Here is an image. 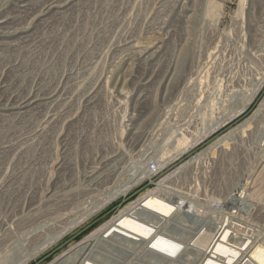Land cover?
<instances>
[{
    "label": "rangeland",
    "instance_id": "374dc122",
    "mask_svg": "<svg viewBox=\"0 0 264 264\" xmlns=\"http://www.w3.org/2000/svg\"><path fill=\"white\" fill-rule=\"evenodd\" d=\"M19 4L0 0V264L63 260L152 192L264 214V0Z\"/></svg>",
    "mask_w": 264,
    "mask_h": 264
},
{
    "label": "bare ground",
    "instance_id": "6f19581e",
    "mask_svg": "<svg viewBox=\"0 0 264 264\" xmlns=\"http://www.w3.org/2000/svg\"><path fill=\"white\" fill-rule=\"evenodd\" d=\"M31 1L19 0V8L29 10ZM53 7L46 6L43 13ZM43 13L35 11L32 16L38 17ZM6 20L0 16V24ZM34 102L36 99L27 98L17 106L23 108ZM247 104L246 101L244 105ZM150 172L148 170L135 180H128L125 189L134 187ZM237 193H240L238 187L232 198L242 200ZM225 206L227 208L228 203ZM172 211L189 217L194 223L192 227L200 225L199 229L193 233L172 226L166 228ZM226 215L218 220H202L197 217L196 208L187 201L164 199L159 193L152 192L123 210L114 221L108 222L101 236L90 238L72 250L68 257L64 256L65 259L55 258L50 264H264V227L260 225L264 214L253 212L243 216L230 211ZM199 230L200 235L196 234ZM195 234L198 236L193 240ZM187 237L189 242L185 241ZM109 240L117 243V255L105 246Z\"/></svg>",
    "mask_w": 264,
    "mask_h": 264
},
{
    "label": "built area",
    "instance_id": "2783aa9c",
    "mask_svg": "<svg viewBox=\"0 0 264 264\" xmlns=\"http://www.w3.org/2000/svg\"><path fill=\"white\" fill-rule=\"evenodd\" d=\"M158 165L155 161H149L147 164V170L155 172L157 171Z\"/></svg>",
    "mask_w": 264,
    "mask_h": 264
}]
</instances>
